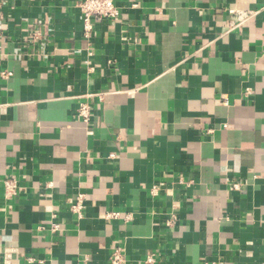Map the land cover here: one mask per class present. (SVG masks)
<instances>
[{"label": "crops", "instance_id": "crops-1", "mask_svg": "<svg viewBox=\"0 0 264 264\" xmlns=\"http://www.w3.org/2000/svg\"><path fill=\"white\" fill-rule=\"evenodd\" d=\"M78 2L0 0V264H264V0Z\"/></svg>", "mask_w": 264, "mask_h": 264}, {"label": "built area", "instance_id": "built-area-1", "mask_svg": "<svg viewBox=\"0 0 264 264\" xmlns=\"http://www.w3.org/2000/svg\"><path fill=\"white\" fill-rule=\"evenodd\" d=\"M77 8L80 13L84 37L89 36L95 22L103 20L117 21L119 17L116 0H79ZM229 14L233 17L230 23L231 28L240 27L244 22L252 17V13L239 10H229ZM10 76L11 73L5 71L1 72L0 74L1 79H7ZM76 115L83 123L88 125L92 118L91 108L87 104H80L77 109ZM111 157H113V155H111ZM157 191L158 187L153 186L150 193L152 196H155ZM3 194L5 199H13L18 195V183L16 178L8 177L3 180ZM83 201L84 196L78 195L75 201L70 206L71 213L77 219H80L82 217ZM107 216L110 218H116L117 213H108ZM54 219L55 216L51 215L50 221L48 223V229L51 233H56L60 230V226L55 222ZM124 262L125 260L122 256L121 250L115 249L111 254L110 264H124ZM145 263L154 264V257L151 255L148 256L145 259Z\"/></svg>", "mask_w": 264, "mask_h": 264}]
</instances>
